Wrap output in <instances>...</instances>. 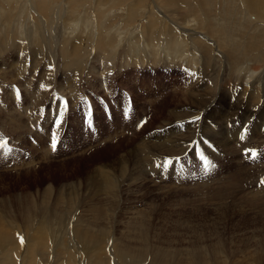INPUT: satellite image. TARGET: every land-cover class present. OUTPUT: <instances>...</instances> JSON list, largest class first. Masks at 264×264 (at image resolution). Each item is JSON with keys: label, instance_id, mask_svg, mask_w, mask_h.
I'll return each mask as SVG.
<instances>
[{"label": "rangeland", "instance_id": "374dc122", "mask_svg": "<svg viewBox=\"0 0 264 264\" xmlns=\"http://www.w3.org/2000/svg\"><path fill=\"white\" fill-rule=\"evenodd\" d=\"M168 1L0 0V44L4 43L0 48L7 47V55L2 58L0 56V73L5 75L0 77V89L3 90L0 91V142L3 137H9L7 148L11 149L5 151L0 148V234L3 233L0 235V264H98L95 258H90V253L82 254L74 247L54 243L57 240L63 242V239L67 238L66 235H70L66 229L72 227L77 218L80 220V226L83 224L96 239L101 237V241L108 240L110 236L111 242L128 244L137 249H141L143 244V248L146 246V249L150 250V256L157 249L166 250L167 257L170 255L167 264H264V184L260 183L264 178V142L259 144L261 140L252 141L245 146L241 143L240 148H243L237 153H210L208 150L216 146L211 139V129L218 133L226 132L227 135V132L232 133L231 129L238 123L232 115H226L230 105L225 110L224 105L216 104L207 112L209 114L206 113L205 121L203 118L192 119L186 123L180 122L185 123L183 125H178L177 120L170 121L168 115L179 105L186 90L207 81L204 71L200 70L201 73L199 67L189 64L186 58H176L174 62L161 58L157 63L150 62L147 58L145 61L148 63L124 59V53L134 49L135 46L131 45L135 38L140 36L147 39L152 36L162 49L160 53H168L166 40L169 38V32L161 30L160 27L150 29L147 24L160 21L158 25H174L187 34L198 56L203 59L211 56L214 59L217 72L216 76L213 71L210 73L208 83L213 88L211 98L217 99L222 90L226 92L224 97L228 98L244 93L246 104H253L243 108L246 115L250 116L249 111L251 113L252 120L250 118L247 122L252 127L259 126L258 122L263 125L264 62L258 64V67H263L255 72L245 68L250 66V59L255 54L264 52V19H256V13L252 11L255 13L253 14L248 5L249 0H175V6L189 9L192 16L202 17V20L206 21L205 24L215 30L213 33L216 37L220 40L222 38V44L217 46L214 41L201 35L212 44V50L208 51L202 44L195 42V31L185 30L178 26L180 24L176 20L165 17L162 9L166 7L164 11H171V6L166 5L169 4ZM155 2L159 4L158 7ZM247 5L250 9H247ZM150 13H154L156 17ZM191 22V25L196 23ZM150 31H153V35H148ZM69 32L71 34L67 36L66 48L63 47L67 50V55L63 53V60L62 49L59 50L57 45H53L59 42L53 40L63 38ZM102 41L105 51L99 52L103 56L101 59L97 53L100 48L97 44ZM14 45L20 49L14 48ZM110 45H114L115 49L111 50ZM22 50L24 53L30 51V54H23ZM39 51L42 54H56L55 64L50 61V57H46V65L41 62H37L40 66L36 65L40 57L45 58L44 55H39ZM105 52L118 55L112 67L106 65ZM0 54L3 55L1 51ZM145 54L142 53L141 56L147 57ZM24 57H27L26 66L20 65L25 62ZM8 59H12V62L5 64ZM17 67L22 68L21 73ZM107 67L109 69L106 70ZM36 70L38 72H35ZM118 71L123 72V75L113 77ZM231 75L235 78L230 77ZM158 83L159 93L153 96L156 102L153 107H145L142 102L147 101L149 95H154L147 92V87L157 86ZM133 86L138 87L133 89ZM142 87L146 88L141 90ZM255 94H259L260 100L255 98ZM42 96H46L48 101L43 100ZM224 97L220 98L222 103L225 101ZM83 99H89V102L92 100L93 108L88 111L87 107L83 119L87 126H97L94 132L86 131L82 127ZM130 99H135L137 111L132 122L125 120L130 113L126 108ZM106 100L110 101L105 103ZM40 104L42 106L38 107ZM106 106H114L119 115L115 116L116 121L107 126L109 132L102 130L100 134L102 123L111 121L106 117ZM187 109L192 112L199 111L197 108L191 109V106ZM218 115H224V119L221 120ZM86 118L89 120L86 121ZM138 122L139 125L133 130L134 124ZM176 129L184 133L193 131L191 143L184 152H187L194 142L198 144L196 150L186 155L180 153L181 155H167L163 158L159 155L163 160L161 162L138 159L134 151L141 142L153 135L156 136L153 139L160 137L161 140V137L168 135L172 137ZM197 134L200 139L195 141ZM54 138L57 141L55 150L51 147ZM216 139L219 141L224 137L216 134ZM236 141H226L223 145L230 151V145L235 146ZM207 142L209 145L205 148L206 151L202 143ZM250 149L258 153L256 159L246 155V150ZM195 154L197 157H204L210 162V166L206 169L201 158L194 160ZM124 155L126 158L123 163L120 160ZM169 160L171 163L167 164ZM176 160L180 164L179 167L184 165L178 174L171 170ZM157 164L161 166L157 167ZM100 166H104L107 172L102 174ZM103 175L110 179L111 183L108 185L112 189L102 182ZM117 175L123 179L116 177ZM132 181L137 182L134 186H129ZM72 183L73 189H64ZM49 186L50 193L47 189ZM62 189L66 190V193ZM96 192L98 193L95 196ZM85 194L89 195L88 198ZM66 202L70 204L66 206ZM81 206L84 209H81ZM94 207L103 212L93 211ZM78 215H81L83 220ZM86 221L92 222L88 225ZM43 232L48 237L44 249L38 245H41L40 240L44 239ZM142 235L146 239L144 243L140 239ZM141 251L138 250L137 253ZM72 256L74 258L70 261ZM105 259L106 264H120L118 261Z\"/></svg>", "mask_w": 264, "mask_h": 264}, {"label": "bare ground", "instance_id": "6f19581e", "mask_svg": "<svg viewBox=\"0 0 264 264\" xmlns=\"http://www.w3.org/2000/svg\"><path fill=\"white\" fill-rule=\"evenodd\" d=\"M174 1L175 0H169L168 2H169V4L167 3L166 5H168V6H171V11L169 12V10L168 9H166L165 11H164V9L166 8H164L163 6H162V8H164V9H162V11L163 12H165L164 13V15H165V17L166 18H169L170 20H176V22L177 23H179L180 25H178V26H180V27H182V28H184L185 30L186 29H190V30H193V31H195V33L193 34V37L196 39V43H200V44H202L203 46H204V48L205 49H207L208 51L209 50H212V44L210 43V41H208L207 39H205V38H203L201 35H203V36H205L206 38H209V39H211L212 41H214L215 43H216V45L217 46H220L222 43H221V40H222V38H221V40L218 38V37H216V35L213 33V31L215 32V30L214 29H212V27H209L208 25H206L205 23H206V21L203 19L202 20V17H199L198 15H195V16H192V15H190V12H189V9H187V8H182V7H178V6H175L173 3H174ZM65 2V1H64ZM162 2V1H161ZM249 2V4L248 5H250V8H251V12L253 11V12H255L256 13V19L257 18H259L260 20H263L264 19V0H249L248 1ZM156 3V2H155ZM246 3V2H245ZM71 4V3H70ZM73 4V3H72ZM66 5V4H65ZM248 5H247V9H250L249 7H248ZM156 6L158 7L159 6V4L158 3H156ZM152 7V6H151ZM155 7V6H154ZM77 8V7H76ZM143 8V7H142ZM156 8V7H155ZM161 8V7H160ZM153 9V8H152ZM66 10V9H65ZM155 10V9H154ZM40 11V10H39ZM249 11V10H248ZM71 12V11H70ZM250 12V11H249ZM249 12H248V14H249ZM252 12V13H253ZM255 13H253V14H255ZM74 14V13H73ZM78 14V13H77ZM153 17H156L155 15H154V13H150ZM155 14H156V11H155ZM158 14V13H157ZM163 14V13H162ZM251 14V13H250ZM163 15V16H164ZM80 16V15H79ZM162 16V15H161ZM162 16V17H163ZM251 16H253V15H251ZM63 17H65V16H63ZM81 17V16H80ZM158 17V16H157ZM162 17H160V18H162ZM62 19V18H61ZM191 21H195L196 23L194 24V25H191V24H189ZM160 21H157L156 23H148L147 24V27L148 28H157V27H160V29L161 30H166L167 32H169V38L166 40V43L168 44V47H167V51H168V53H160L161 52V47H160V45L158 44V42H157V40H155L152 36H150L148 39L146 38V37H144V36H140V37H137V38H135V40H134V42H133V44L131 45V46H135L134 47V49L132 50V51H127V52H125L124 53V59L125 60H132V61H136V62H144L145 60H146V58L151 62H155V63H157V62H159V60L161 59V58H163V59H165V61H167V59L168 60H170L171 62H174V60L176 59V58H186L187 60H188V62H189V64H195L196 66H198L199 67V71L200 70H203L204 71V73H205V76H206V80L207 81H203L204 82V84H198V86L197 85H195V86H197V87H194V86H191L188 90H186L185 92H184V94H182V97L180 98V101H179V105H176V108L172 111V112H170L168 115L170 116V121H173V120H177L176 122H177V124L178 125H183V124H185L188 120H192V119H199V118H203L204 119V121L206 120V118H205V116H206V113L213 107V106H215L216 104H218V105H224V109L226 110V108L230 105V110L229 111H232V113H230L229 111H228V113L226 114V115H232V117H233V119H235V122L236 121H238V123H235V125H234V128H232L231 129V132L232 133H228L227 132V135H226V132H222V133H218L215 129H211V139L215 142V144H216V146L215 147H212V150H208L210 153L212 152V153H237V152H239L238 150L239 149H241V148H243V147H241L240 148V144L241 143H244V144H242V146H245V144L247 143V144H249L250 142H252V141H259V140H261V141H259V144H262V142H264V124L263 125H261V122H258L259 123V126H251L250 124H249V122H247L248 121V119H250L251 117V113H250V111H249V114H250V116L249 115H246V113L244 112V107L245 106H250V105H253V104H246L247 102H246V97L245 96H243V94L242 95H239V94H236V95H232L231 97H224L225 96V91L224 90H222L223 92H222V94L221 95H219V97L216 99H212L211 98V94H212V86H211V84L210 85H208V83H209V78L211 77V72L213 71V75H215L216 74V72H217V68H216V64H215V61H214V59H212V57L211 56H208V57H206L205 59H203L202 57H200V56H198V52L196 51V50H194L195 48H193V42H191V41H189V37L187 36V34L185 33V32H181L180 30H178L177 28H175L174 27V25H171V23H170V25L171 26H173V27H167V26H165V25H162V24H160V25H158V23H159ZM162 22V21H161ZM66 23H67V21H66ZM192 23V22H191ZM68 25H69V23H67ZM164 24V23H163ZM167 24V23H166ZM191 25V26H190ZM57 26H59V25H57ZM56 26V28H58ZM70 26V25H69ZM169 26V25H168ZM176 26V25H175ZM217 26V25H216ZM60 27V26H59ZM145 27V26H144ZM74 28V27H73ZM213 28H215V27H213ZM75 29H76V27H75ZM80 29V28H79ZM74 30V29H73ZM72 31V30H71ZM76 31V30H75ZM74 33V32H73ZM72 33V34H73ZM79 33V32H78ZM71 33L69 32L66 36H63V38H60V37H58V39L56 38V39H54L53 41H57V43L59 42V44H53L54 46H58V48H59V50H61L62 49V58H63V60L65 59V56L63 55V53H65L66 54V49H64V48H66V41L68 40V35H70ZM148 35H153V31H150V33L148 34ZM24 36V35H23ZM73 36V35H72ZM19 37V36H18ZM22 37V36H21ZM70 37V36H69ZM71 38V37H70ZM194 39V40H195ZM26 39H24V42H26L25 41ZM59 40V41H58ZM16 41H17V39H16ZM158 41H160V38L158 39ZM4 43H2V44H0V45H3ZM17 44V43H16ZM6 45V44H5ZM19 45H21V44H19ZM4 46V45H3ZM9 46H10V44H9ZM26 46V45H25ZM37 46V45H36ZM65 46V47H64ZM97 46H99V47H97V48H99L98 49V51H97V53H99V52H102V51H105L104 50V48H103V46H104V42L102 41V42H100L99 44H97ZM18 46L17 45H14V48H17ZM23 46H21V48H22ZM27 47V46H26ZM64 47V48H63ZM13 48V49H14ZM19 48V47H18ZM61 48V49H60ZM109 48L111 49V50H114L115 49V47H114V45H110L109 46ZM6 49H7V47H6ZM6 49H4V48H0V51L3 53V55H1L0 54V56H1V58L2 57H5L6 55H7V51H6ZM20 49V48H19ZM40 50V49H39ZM57 50V49H56ZM224 50V49H223ZM226 50V49H225ZM23 51V50H22ZM5 52V53H4ZM224 52V51H223ZM9 53V52H8ZM26 53H28V54H30V51L29 52H26ZM26 53H24V51H23V54H26ZM142 53H146L145 54V56H147V57H142L141 56V54ZM262 53H264V52H261V53H257V54H255L254 55V57H252L251 59H250V66H246V68L245 69H248V70H251V71H253V72H255L258 68H262V67H258L259 65V63H261V62H264V54H262ZM60 54V53H59ZM39 55H41V56H45V58H42V57H40L37 61H36V65H39V64H37V62L39 63V62H41V64L43 65V64H45L46 65V63H45V60L48 58V57H50V61H52L53 63L56 61V59H55V56H56V54H54V53H52V54H50V53H45V52H43V54H42V52H40L39 51ZM67 55V54H66ZM59 56V55H58ZM98 56L102 59L103 58V56L99 53L98 54ZM227 56L229 57V55L227 54ZM47 57V58H46ZM96 57V56H95ZM67 58H69V57H67ZM105 58H106V65L107 66H110V67H112L113 66V62L118 58V55H117V53H107V52H105ZM23 60L25 61L24 63H22V64H20V65H22V66H26L25 65V63L27 62V57H24L23 58ZM49 60V59H48ZM12 62V59H8V61L5 63V64H9V63H11ZM66 62V61H65ZM65 62H63V63H65ZM69 62V61H68ZM67 62V63H68ZM147 61H145L144 63H146ZM144 63H142V65L144 64ZM148 63V62H147ZM28 64V63H27ZM48 64H49V62H48ZM47 64V65H48ZM55 64V63H54ZM127 64V62L124 64V66ZM150 64V63H149ZM261 65V64H260ZM40 66V65H39ZM38 66V67H39ZM128 66V65H127ZM143 66H145V65H143ZM69 67H71V65H69ZM68 67V69L69 70H71L70 68ZM73 67V66H72ZM82 67V66H81ZM28 68V67H27ZM40 68H42V67H40ZM52 68V67H51ZM201 68V69H200ZM26 69V68H25ZM67 69V68H66ZM65 69V70H66ZM67 69V70H68ZM74 69V68H73ZM107 69H109V67H107L106 68V70ZM17 70H18V72L19 73H21L20 71L22 70V68L21 67H17ZM27 70V69H26ZM73 71V70H72ZM180 71H181V69H179V73H180ZM247 71V70H246ZM35 72H38V70H36ZM34 72V73H35ZM42 72V71H41ZM119 72V71H118ZM117 72V75L115 74H113V77H117V76H121V75H123V72H119L118 73ZM195 72V71H194ZM201 72V71H200ZM81 73V72H80ZM113 73V72H112ZM111 73V74H112ZM183 73V72H182ZM202 73V72H201ZM203 73V74H204ZM237 73H238V71H237ZM251 73V72H250ZM178 74V73H177ZM196 74V73H195ZM200 75V74H199ZM238 75V74H237ZM38 76H40V74L38 75ZM76 76V75H75ZM81 76V75H80ZM184 76V75H183ZM216 76V75H215ZM0 77H5V75L3 74V73H0ZM7 77V76H6ZM230 77H233V78H235L234 76H230ZM75 78V77H74ZM203 78V77H202ZM237 78V77H236ZM243 78H244V76H243ZM184 79V78H183ZM199 79H201V76H200V78ZM72 80V79H71ZM75 80V79H74ZM106 80H108V79H106ZM204 80V79H203ZM239 80V79H238ZM264 80V79H263ZM76 81V80H75ZM234 81H236V80H234ZM68 82H70V81H68ZM72 82V81H71ZM120 82H121V80H120ZM202 82V83H203ZM264 82V81H263ZM262 82V83H263ZM237 82H235V84H236ZM240 83V82H239ZM70 84H72V83H70ZM195 84V83H194ZM254 84V83H253ZM252 84V85H253ZM67 85V84H66ZM256 85V84H255ZM257 86H259V84L257 85ZM138 86H133V89H136ZM159 87H160V84L158 83V85L157 86H148L147 87V92L148 93H152V94H154V95H149L150 97L149 98H151V99H147V101H143L142 102V104L145 106V107H153V104H154V102H156V99H154L153 98V96L155 97V94L156 93H159V91L158 90H160L159 89ZM253 87H254V85H253ZM256 87V86H255ZM60 88V87H59ZM146 87H142L141 88V90H144ZM258 88V87H257ZM256 88V89H257ZM89 89V88H88ZM132 89V90H133ZM255 89V88H254ZM90 90V89H89ZM184 90V89H183ZM263 90V89H262ZM0 91H3V90H1L0 89ZM262 92V91H261ZM260 92V93H261ZM103 95H105V94H103ZM259 95V94H258ZM258 95H256L255 94V98H258ZM264 95V94H263ZM134 96V95H133ZM213 96V95H212ZM247 96V95H246ZM221 97H224L225 98V101L222 103L221 102ZM249 97V96H248ZM43 100H45L47 97L46 96H42L41 97ZM73 98V97H72ZM254 97H253V99H255ZM262 98V97H261ZM107 99V98H106ZM259 100H260V98H258ZM47 101H48V99H46ZM73 100H75L74 98H73ZM135 100V99H134ZM133 99H130V100H128V106L126 107V108H128L129 109V111H130V113L128 114L129 115V117L127 118V119H125V120H127V121H129V120H131V122L132 121H134V116L137 114V111H136V102L134 101ZM160 100H162V98L160 99ZM258 100V101H259ZM108 101H110V100H106V102L105 103H108ZM252 101V100H251ZM257 101V100H256ZM161 102V101H160ZM254 102V101H253ZM257 103V102H256ZM258 103H260V102H258ZM44 105H45V103H44ZM121 105H123V106H125L126 104H121ZM121 105H119L118 106V109H120V106ZM258 105V104H257ZM39 106H42L41 104L40 105H38V107ZM188 106H191V109H194V108H197L196 110H199V111H194V112H192V111H187V110H189V109H187V107ZM160 107V106H159ZM79 109V108H78ZM190 109V110H191ZM123 110V112H124V110H125V108L124 109H122ZM247 110V109H246ZM245 110V111H246ZM251 110V109H250ZM117 111V112H116ZM156 111V110H155ZM198 112V113H197ZM105 114H106V117L108 118V119H111V121L110 122H108V123H102V125H101V127H100V134H101V131L102 130H107L108 132H109V130L107 129V126L109 125V124H111V123H113L114 121H116L115 120V116L117 115H119V111L117 110V109H115V107L114 106H106L105 107ZM207 114H209V113H207ZM225 114V113H224ZM253 114V113H252ZM28 116V115H27ZM222 116H224V115H222ZM222 116L221 115H218V117L221 119V120H223L222 119ZM227 117V116H226ZM229 117V116H228ZM231 117V116H230ZM121 118H122V116H121ZM211 118V117H210ZM213 118V117H212ZM86 121L87 120H89V118H86L85 119ZM169 120V119H168ZM231 120V119H230ZM251 120H252V118H251ZM245 121V124L243 125V122ZM250 121V120H249ZM180 122H185V123H180ZM125 123H127V124H129L130 122H126L125 121ZM171 123V122H170ZM173 124V123H172ZM223 124V123H222ZM227 124H229V122L227 121ZM240 125V127H237V125ZM139 125V122L138 123H136V124H134V127H133V130H135L136 128H137V126ZM246 125V126H245ZM163 126V125H162ZM189 127V126H188ZM227 128H228V126H226ZM225 127V128H226ZM88 128L89 129H84V130H86V131H91V132H94V130L97 128V126H95L94 127V125H90V126H88ZM181 128V127H180ZM187 129V128H186ZM193 129V128H192ZM178 130H180V129H176V130H174L173 131V136L171 137V135H168V136H165V137H161V138H163V140H161L160 139V137H157V138H155V139H153L154 138V136L155 135H153V136H150V137H148L147 139H145L143 142H141L138 146H137V150H135L134 151V153H136V156H138L139 158V160L140 161H151V162H158V161H163L162 159H161V157L159 156V155H162V158L163 157H165V156H167V155H181L180 153H185L184 155H186L187 153H190V152H192V151H194V150H196V148L198 147V144H196V142H194L193 144H192V146L190 147V149L187 151V152H184V150L190 145V143H191V138L193 137V131H192V133H184V132H179ZM236 130V131H235ZM184 131V130H183ZM186 131V130H185ZM227 131H228V129H227ZM220 132V131H219ZM124 133V132H123ZM216 134H219V136L220 137H224V139H220L219 141H218V139H216ZM227 136H230L229 138L227 137ZM244 137L243 139H241V137ZM113 137V136H112ZM156 137V136H155ZM111 138V137H110ZM190 139V140H189ZM196 139L197 140H199L200 139V136H198V134H197V136H196V138H195V141H196ZM254 139V140H253ZM156 140V141H155ZM189 140V141H188ZM231 140L232 141H236L235 142V146H233V145H230L231 146V150L230 151H228V147L226 146V145H223V143L224 142H231ZM205 147H203V149H205L208 145H209V142H207V143H202ZM258 144V145H259ZM112 147H115V146H112ZM111 147V148H112ZM236 147V148H235ZM40 149V148H39ZM114 149V148H113ZM107 150H109V149H107ZM206 151H207V149H205ZM37 151V150H36ZM131 152V151H130ZM208 153V152H207ZM126 154V153H125ZM97 155V154H96ZM123 155V154H122ZM121 155V156H122ZM183 155V156H184ZM215 155V154H214ZM102 156V155H101ZM125 157H121V159L122 160H120V162H125V158H126V155H124ZM93 158V157H92ZM137 158V157H136ZM115 161H116V159H115ZM114 161V162H115ZM55 163V162H54ZM105 164H106V162H104ZM149 163V162H148ZM147 163V164H148ZM108 164V163H107ZM150 164V163H149ZM168 164V163H167ZM133 165V164H132ZM139 165V164H138ZM158 165V164H157ZM163 165V164H162ZM179 165L180 164H178V162H177V160L174 162V165L171 167V170H173L174 172H176L177 174L180 172V170L184 167V165L182 166V168L181 167H179ZM112 166V165H111ZM122 166V165H121ZM127 166H129V165H126V167ZM150 166V165H149ZM117 168L119 167V166H116ZM133 167V166H132ZM131 167V168H132ZM142 167V166H141ZM152 167V166H151ZM153 167H156V166H153ZM158 167V166H157ZM106 168V167H105ZM107 168H108V166H107ZM136 168V167H135ZM112 169V168H111ZM123 169H124V165H123ZM130 169V168H129ZM142 169V168H141ZM150 169H152V168H150ZM156 169V168H155ZM158 169V168H157ZM99 170H100V172L101 171H103L102 172V174H104L105 172L104 171H106L107 172V170H104V166H100L99 167ZM109 170V169H108ZM128 170V169H127ZM137 170H139V168H137ZM117 171H118V169H117ZM125 170H123V172H124ZM141 171V170H140ZM139 171V172H140ZM146 171V170H145ZM158 171V170H157ZM163 171V170H162ZM116 172V171H115ZM125 172H128V171H125ZM138 172V171H137ZM144 172V171H143ZM154 172V171H153ZM95 173H96V171H95ZM112 173V172H111ZM117 173V172H116ZM115 173V174H116ZM130 173H131V171H130ZM99 174V172L97 173V175ZM107 174V173H106ZM113 174H114V172H113ZM112 174V175H113ZM135 174V173H134ZM143 174V173H142ZM151 174V173H150ZM154 174H155V172H154ZM109 175V174H108ZM162 175V174H161ZM122 176V175H121ZM134 176V175H133ZM139 176H140V174H139ZM138 176V177H139ZM116 177H120V176H116ZM129 177V176H128ZM148 177H149V175H148ZM147 177V178H148ZM156 177H157V174H156ZM216 177V176H215ZM100 178H101V174H100ZM111 178V177H110ZM113 178V177H112ZM122 177H120V179H121ZM134 178V177H133ZM144 178V177H143ZM153 178V177H152ZM94 179V178H93ZM123 179V178H122ZM158 179V178H157ZM162 179V178H161ZM91 180V179H90ZM98 180V179H97ZM115 180H117V179H115ZM115 180H113V181H115ZM134 180H136V179H134ZM148 180V179H147ZM156 180V179H155ZM123 181V180H122ZM130 181V180H129ZM150 181V180H149ZM152 181H154V178H153V180ZM92 182H93V180H92ZM92 182H91V186H92ZM102 182L104 183V184H109V183H111V181H110V179L108 178V176H106V175H103L102 176ZM137 182V181H136ZM135 181H132V182H129V186H134V184L136 183ZM156 182V181H155ZM90 183V182H89ZM94 183V182H93ZM98 183L99 182H97L96 184L98 185ZM112 183H115V182H112ZM141 183V182H140ZM220 183V182H219ZM225 183V182H224ZM88 184V183H87ZM120 184H121V182H120ZM156 184V183H155ZM114 185V184H113ZM204 185V184H203ZM95 186V185H94ZM109 187H110V185H108ZM117 186V185H116ZM161 186V185H160ZM159 186V187H160ZM67 187H69L70 189H68V190H71V187H72V189L74 188V184L72 183V184H70V186H65L64 187V189H66ZM77 188H78V186H76ZM75 187V188H76ZM99 187H101L100 185H99ZM99 187H97L98 188V190H99ZM114 187H115V185H114ZM119 188H121L120 186H118ZM89 188H93V187H89ZM111 188V187H110ZM172 188H173V186H172ZM208 188V187H207ZM223 188H225V187H223ZM48 193H50V190H51V187L49 186L48 188ZM79 189H80V187H79ZM101 189V188H100ZM112 189V188H111ZM111 189H109L108 188V190L110 191ZM114 189V188H113ZM161 189V188H160ZM63 190V189H62ZM78 190V189H77ZM92 190H94L95 191V189H92ZM118 190V189H117ZM159 190V189H158ZM163 190V189H162ZM63 191H65V193H66V190H63ZM74 191V190H73ZM76 191V190H75ZM74 191V192H75ZM79 191V190H78ZM100 191V190H99ZM98 191V192H99ZM113 191V190H112ZM111 191V192H112ZM143 191V190H142ZM161 191V190H160ZM69 192V191H68ZM80 192V191H79ZM98 192H96L95 193V196H96V194L98 193ZM116 192V191H115ZM118 192V191H117ZM257 192H259V191H257ZM256 192V193H257ZM63 193V192H62ZM76 193H77V191H76ZM91 193H92V191H91ZM100 193V192H99ZM108 192H106V194H107ZM114 193V192H113ZM72 194V193H71ZM75 194V193H74ZM73 194V195H74ZM93 194V193H92ZM112 194V193H111ZM118 194V193H117ZM116 194V195H117ZM233 194V193H232ZM258 194V196L260 195L259 193H257ZM70 195V194H69ZM78 195H80V194H78ZM78 195H77V197H78ZM85 195H87V194H85ZM84 195V197H86ZM89 195L91 196V194L89 193ZM89 195H87V197L86 198H88V196ZM103 195V194H102ZM105 195V194H104ZM138 195V194H137ZM255 195V194H254ZM62 197L63 196H65V195H61ZM61 196H60V198H61ZM99 196V195H98ZM106 196V195H105ZM105 196H101V197H104L105 198ZM108 196H110V194L108 195ZM119 196H120V194H119ZM50 197V196H49ZM72 197V196H71ZM75 197V196H74ZM113 197V196H112ZM111 197V198H112ZM174 197V196H173ZM257 197V196H256ZM65 198V197H64ZM67 198V197H66ZM80 198V197H79ZM95 198V197H94ZM100 198V197H99ZM104 198H102L103 200H104ZM113 198H115V197H113ZM120 198H121V196H120ZM154 198V197H153ZM229 198V197H228ZM85 199V198H84ZM83 199V200H84ZM90 199V198H89ZM88 199V200H89ZM65 200V199H64ZM69 200H70V198H69ZM108 200V199H107ZM121 200V199H120ZM71 202H72V200H70ZM82 201V200H81ZM102 201V200H101ZM112 201V200H111ZM176 201V200H175ZM75 202V201H74ZM78 202V201H77ZM85 202V201H84ZM91 201H89V203H90ZM114 202H115V200H114ZM117 202V201H116ZM150 202H152V201H150ZM184 202V201H183ZM222 202V201H221ZM57 203V202H56ZM73 203V202H72ZM87 203H88V201H87ZM93 203H94V201H93ZM101 203V202H100ZM123 203V202H122ZM211 203V202H210ZM67 204H70V202L69 203H67L66 202V206H67ZM74 204V203H73ZM79 204H81V203H79ZM79 204H77L76 205V207H78V205ZM99 204V203H98ZM109 204V203H108ZM119 204V203H118ZM56 205H58L59 206V204H56ZM87 205V204H86ZM92 205V204H91ZM96 205H97V203H96ZM105 205H106V203H105ZM114 205H116V204H114ZM221 205V204H220ZM64 206V205H63ZM89 207H90V205H88ZM108 206V205H107ZM204 206V205H203ZM62 207V206H61ZM75 207V208H76ZM93 207V206H92ZM115 207H117V206H115ZM206 207V206H205ZM80 208V207H79ZM78 208V209H79ZM83 207L81 206V209H82ZM87 208V207H86ZM97 208V207H96ZM119 208V207H118ZM117 208V209H118ZM56 209V208H55ZM62 209H63V207H62ZM61 209V210H62ZM67 209H69L68 207H67ZM72 209V208H71ZM76 210V211H80V210ZM84 209V208H83ZM88 209V208H87ZM92 208H90V210H91ZM94 209H95V207H94ZM93 209V211H97L96 209L94 210ZM100 209H102V208H100ZM238 209V208H237ZM48 210V209H47ZM59 210V209H58ZM60 210V211H61ZM89 210V211H90ZM224 210V209H223ZM52 211V210H51ZM76 211H74L73 210V212L75 213ZM83 211H86V210H83ZM92 211V210H91ZM98 211H99V209H98ZM97 211V213H99ZM47 212H49V211H47ZM54 212V211H53ZM101 212H103V211H101ZM100 212V213H101ZM112 213H113V211H111ZM115 212V211H114ZM224 212V211H223ZM61 213V212H60ZM68 213H70V211L68 212ZM73 213V214H74ZM82 214L84 213V212H81ZM88 213V212H87ZM111 213V214H112ZM121 213V212H120ZM193 213V212H192ZM57 214V213H56ZM66 214V213H65ZM71 214V213H70ZM85 214V213H84ZM90 214V213H89ZM92 214H93V212H92ZM109 214V213H108ZM181 214V213H180ZM221 214V213H220ZM223 214V213H222ZM68 215V214H67ZM72 215V214H71ZM77 215V214H76ZM76 215H74V216H76ZM86 215H88V214H86ZM86 215H83V216H85V217H87ZM95 215V214H94ZM113 215V214H112ZM116 215V214H115ZM134 215V214H133ZM206 215V214H205ZM1 216V215H0ZM79 216V215H78ZM97 216V215H96ZM118 216V215H117ZM226 216V215H225ZM69 217V216H68ZM73 217V216H72ZM79 217H81V215L79 216ZM108 216H106V218H107ZM110 217V216H109ZM114 217V216H113ZM112 217V218H113ZM59 218H60V216H59ZM70 218V217H69ZM68 218V219H69ZM82 218V220H83V217H81ZM89 218H90V216H89ZM106 218H104V219H106ZM111 218V219H112ZM115 218V217H114ZM113 218V219H114ZM74 219H75V217H74ZM87 219H88V217H87ZM91 219H92V217H91ZM90 219V220H91ZM119 219H120V217H119ZM133 219V218H132ZM76 221H75V223L74 224H72L73 226L71 227H69V228H67L66 230H68L69 231V233H70V235H66L67 236V238L66 239H63V242H58V240L57 241H55L54 243L55 244H57V245H62V246H66V247H74V248H76L78 251H80L81 253L83 252V253H90V258H95L99 263L98 264H106V259L105 258H109V260H111L112 262H116V261H118L117 263H120V264H167V260L169 259V256L167 257V255H168V252L166 251V250H161V249H157L156 251H155V253H153L151 256L149 255V251L150 250H147L146 248V243H145V248H143L142 247V243H144V241H146V239H145V237H144V235H145V233H144V235H142L141 237L142 238H140V239H142V245H141V249H140V247H138V249H137V247H135V246H133V247H131V246H129L128 244H120V243H116V242H111L110 241V239H111V237L110 236H108V238H107V236H106V238L108 239V240H103V241H101L102 239H101V237H100V239L98 238V239H96L94 236L95 235H93L92 233H90V231L88 232V228L86 229V228H84L83 227V224H81L82 226H80V224H78L79 223V218H77V219H75ZM85 220V219H84ZM122 220V219H121ZM128 220V219H127ZM134 220V219H133ZM89 221V220H88ZM102 221V220H101ZM126 221V220H125ZM135 221V220H134ZM138 221V220H137ZM136 221V222H137ZM92 221H90L89 223H91ZM100 222V221H99ZM109 223H110V220L108 221ZM4 223H5V221H4ZM84 223V222H83ZM86 223H88L87 221H86ZM89 223H88V225H89ZM124 223V222H123ZM2 224V223H1ZM6 224V223H5ZM31 224H32V222H31ZM30 224V225H31ZM85 224V223H84ZM92 224H94V223H92ZM92 224H90V225H92ZM99 224V223H98ZM111 224V223H110ZM186 224V223H185ZM210 224V223H209ZM26 225H28V224H26ZM32 225H34V224H32ZM108 225V224H107ZM112 225V224H111ZM29 226V225H28ZM27 226V227H28ZM95 226H97L96 224H95ZM106 226V225H105ZM104 226V227H105ZM16 227V226H15ZM33 228H34V226H32ZM80 227H82V228H80ZM94 227V226H93ZM100 227V226H99ZM107 227V226H106ZM31 228V227H30ZM90 228H92V227H90ZM103 228V227H102ZM131 228H133V227H131ZM8 229H9V227H8ZM19 229V228H18ZM32 229V228H31ZM111 229V228H110ZM129 229V228H128ZM127 229V230H128ZM134 229V228H133ZM6 230V229H5ZM10 230V229H9ZM90 230V229H89ZM96 230H97V228H96ZM127 230H126V232H127ZM135 230V229H134ZM13 231V230H12ZM16 231V230H15ZM102 231V230H101ZM113 231V230H112ZM131 231H133V230H131ZM136 231V230H135ZM138 231V230H137ZM143 231V230H142ZM142 231H141V234H142ZM93 232V231H92ZM97 232H98V230H97ZM129 232V231H128ZM8 233H10L9 231H8ZM40 233H41V231H40ZM109 233V232H108ZM122 233V232H121ZM130 233V232H129ZM3 234V233H2ZM2 234H0V235H2ZM14 234V233H13ZM43 234H44V232H43ZM42 234V235H43ZM46 234V233H45ZM44 234V235H45ZM105 234V233H104ZM103 234V235H104ZM123 234V233H122ZM134 234H136V233H134ZM37 235V234H36ZM137 235V234H136ZM139 235H140V233H139ZM10 236V235H9ZM9 236H7V237H9ZM14 236V235H13ZM19 236V235H18ZM112 236V235H111ZM126 236V235H125ZM128 236V235H127ZM146 236V235H145ZM38 238H39V236H37ZM44 237V239H41L40 240V243H42L41 245L40 244H38L41 248H45L46 246H45V244L46 243H48V237L45 235V236H43ZM131 236H129V238H130ZM137 237H138V235H137ZM1 238V237H0ZM4 238V237H3ZM6 238V237H5ZM14 238H16V237H14ZM21 238H23V237H21ZM121 238V237H120ZM132 238H133V236H132ZM17 239V238H16ZM25 239V238H24ZM35 239V238H34ZM152 239V238H151ZM150 239V240H151ZM6 240V239H5ZM15 240V239H14ZM18 240V242H20L19 241V239H17ZM36 240V239H35ZM120 240V239H119ZM8 241V240H7ZM6 241V242H7ZM16 241V240H15ZM22 241V240H21ZM121 241V240H120ZM127 241V240H126ZM132 240H130V242H131ZM140 241V240H139ZM17 242V241H16ZM35 242V241H34ZM37 242H39V241H37ZM110 242V243H109ZM151 242V241H150ZM8 243V242H7ZM11 243H13V242H11ZM20 243H22V242H20ZM147 243H148V240H147ZM14 244V243H13ZM35 244H37V243H35ZM35 244H34V246H35ZM5 245V244H4ZM47 245H49V244H47ZM12 246V245H11ZM10 246V247H11ZM37 246V245H36ZM190 246V245H189ZM6 247V246H5ZM17 247V246H16ZM188 247V246H187ZM191 247V246H190ZM194 247V246H193ZM189 248V247H188ZM192 248V247H191ZM48 249H49V247H48ZM60 249V248H59ZM62 249H65V248H63L62 247ZM61 249V250H62ZM195 249V248H194ZM198 248H196V250H197ZM40 250H42V249H40ZM54 250V249H53ZM66 250V249H65ZM64 250V251H65ZM69 250V249H68ZM138 250H142L143 252H145V253H143L142 251L141 252H139V253H137V251ZM18 251V250H17ZM51 251V250H50ZM58 251H60V250H58ZM71 251V250H70ZM255 251V250H254ZM57 252V251H56ZM76 252V251H75ZM181 252V251H180ZM33 253V252H32ZM51 253H52V251H51ZM66 253V252H65ZM70 253V252H69ZM72 253V252H71ZM70 253V254H71ZM82 253V254H83ZM105 253H106V255H105ZM143 253V254H142ZM183 253V252H182ZM263 253V252H262ZM55 254V253H54ZM60 254V253H59ZM58 254V255H59ZM67 254V253H66ZM76 254H77V252H76ZM80 254V253H79ZM57 255V254H56ZM74 255V254H73ZM88 255V254H87ZM188 255H190V254H188ZM52 256H53V254H52ZM52 256H51V258H52ZM172 256V255H171ZM175 256V255H174ZM13 257H15V256H13ZM57 257V256H56ZM35 258H36V256H35ZM42 258V257H41ZM73 256H72V258L70 257L69 259H71L70 261H72L73 260ZM82 258H83V256H82ZM87 258V257H86ZM176 258V257H175ZM194 258V257H193ZM43 259V258H42ZM80 259V258H79ZM85 259V258H84ZM47 260V259H46ZM59 260V259H58ZM63 261V260H62ZM61 261V262H62ZM68 261V260H67ZM171 261H174V260H171ZM197 261V260H196ZM205 261V260H204ZM177 262H178V260H177ZM199 262V261H198ZM67 263V262H66ZM50 264H51V262H50ZM57 264H59L58 262H57ZM62 264V263H61ZM75 264V263H74ZM94 264H96V263H94ZM112 264V263H111ZM175 264V263H174ZM215 264H225L224 262H222V263H220V262H218V263H215Z\"/></svg>", "mask_w": 264, "mask_h": 264}, {"label": "snow or ice", "instance_id": "6c2138e0", "mask_svg": "<svg viewBox=\"0 0 264 264\" xmlns=\"http://www.w3.org/2000/svg\"><path fill=\"white\" fill-rule=\"evenodd\" d=\"M63 115V113L61 112V116ZM244 137L242 136L241 139H243ZM51 147L53 150L56 149L57 147V141L56 139L54 138L53 141H52V144H51ZM0 148H4L5 151H11V149H8L7 148V141H2L0 142ZM246 155H250V158L251 159H256L257 156H258V153L256 152V150H246ZM201 159L203 160L204 162V165H205V168L207 169L209 166H210V162L207 161L204 157H201ZM168 164L171 163V161H167ZM161 166V165H158V167ZM261 184H264V178L261 179L260 181Z\"/></svg>", "mask_w": 264, "mask_h": 264}]
</instances>
